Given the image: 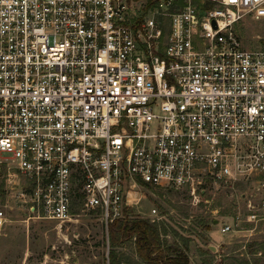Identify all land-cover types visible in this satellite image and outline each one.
Returning a JSON list of instances; mask_svg holds the SVG:
<instances>
[{
	"label": "built area",
	"instance_id": "1",
	"mask_svg": "<svg viewBox=\"0 0 264 264\" xmlns=\"http://www.w3.org/2000/svg\"><path fill=\"white\" fill-rule=\"evenodd\" d=\"M247 20L264 0H0V164L28 219L78 208L107 231L146 190L264 191V46H243Z\"/></svg>",
	"mask_w": 264,
	"mask_h": 264
},
{
	"label": "rangeland",
	"instance_id": "2",
	"mask_svg": "<svg viewBox=\"0 0 264 264\" xmlns=\"http://www.w3.org/2000/svg\"><path fill=\"white\" fill-rule=\"evenodd\" d=\"M235 30L245 48L264 46V20L244 21ZM13 172L0 164V264H108V233L99 213L77 208L79 216L64 224L28 219L15 197L23 179H15L16 190L8 184ZM151 208L158 220L147 221L157 227L162 246L172 254L184 252L189 264H264V191L253 184L212 185L196 204L182 191L150 189L129 211L145 219ZM223 224H233L232 231L221 233ZM113 251L119 264H146L135 254L133 240Z\"/></svg>",
	"mask_w": 264,
	"mask_h": 264
},
{
	"label": "trees",
	"instance_id": "3",
	"mask_svg": "<svg viewBox=\"0 0 264 264\" xmlns=\"http://www.w3.org/2000/svg\"><path fill=\"white\" fill-rule=\"evenodd\" d=\"M205 229L208 230L207 227ZM107 233L110 248L108 264H119L113 248L128 240H133L135 254L146 264H189L184 252L175 251L172 254L168 248L162 246L155 224L134 218L129 210L126 212V218L108 224Z\"/></svg>",
	"mask_w": 264,
	"mask_h": 264
}]
</instances>
